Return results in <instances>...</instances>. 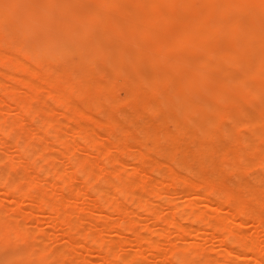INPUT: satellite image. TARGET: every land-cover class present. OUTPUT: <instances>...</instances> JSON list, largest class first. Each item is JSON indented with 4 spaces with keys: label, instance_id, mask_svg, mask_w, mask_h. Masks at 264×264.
<instances>
[{
    "label": "rangeland",
    "instance_id": "obj_1",
    "mask_svg": "<svg viewBox=\"0 0 264 264\" xmlns=\"http://www.w3.org/2000/svg\"><path fill=\"white\" fill-rule=\"evenodd\" d=\"M76 1L79 3V0H76ZM113 1H114V3H117L120 0H113ZM125 1L127 2L128 6H131V7L138 6L140 8L138 11V19H141L140 21H141L142 28L147 29V31H149L147 34L144 46L138 47L139 49L137 48V46H135L136 47L135 48L134 42H135L136 35L135 36L129 35L130 37H128L125 34V32L123 31L124 30L123 26H121L120 28L117 27L116 30L118 29L117 30L118 39L115 42H113L112 45L115 48L120 50V56H119V59L117 62L125 66V68H126V70H125L126 72H124L125 75L122 74V76H120V78L118 80L117 86L112 87L110 90H106V89L102 90V89H95V88H92L90 90L89 87H87V85H85L88 80L83 79V81L81 80L80 82L76 83V85L74 86L75 91H74V88H73V91H72V89L68 90V93H67L68 95H67V99H66L67 102H64L63 104L57 99L56 96L58 93L64 92L65 86H66L65 80L70 78L71 73L69 74V72H66V74H63L62 78L55 80L54 78L56 77L57 73L54 71H51V70L46 71V69H45L48 65V59L46 57L39 56L36 60H34V59H32L33 58V52L31 49L19 50V48H20L19 44L22 41L30 40L32 42V44L35 43L36 46L41 45L40 42L44 41L46 39H49L48 34L52 33V31L50 29L44 30L41 25H35V26L31 27L30 26L31 25L30 20L26 21L20 16L19 13H16V15L11 17V22H12L11 24L14 26V29L18 33V35L15 36L17 39L16 43L11 44L12 45L11 46L5 42H1L2 40L0 38V56H2V58H0V73H1L0 74V80H1L0 81V121H1L0 124L2 123L1 125L4 124V126H5L6 121H9L11 118H14V117H15L14 121L16 122V124L13 126L14 136L11 138H7V137L4 138L3 137L2 138L3 140L0 139V152L1 151L5 152V153L1 152L0 156H2V155L6 156L7 155L6 159H8V161H6L5 163L0 164V176H2V175L4 176L5 169H8L9 166L11 164H13L18 169V171L21 172L20 175L24 174V175H27L29 177L30 176H33V177L36 176L37 179L41 178L40 180L36 179L38 184L33 185V190H35L36 193L39 192L40 190L44 191L45 196L49 194V187L48 186L50 184V180L56 181V183H58L57 189H56V196L60 201V206H61L60 212L62 210L61 213H63L64 204L66 205V203L68 204L71 202V208L69 210L71 211V215H72V213L74 214L73 216H71L70 218H68L67 220H64V221L62 218H60L59 215H58L59 217H57L54 220L49 216V212H48L49 208L48 207L45 208V206H44L42 208H40V207L38 208L37 203L35 202V199L23 201V200H20L18 195H17V197L16 196H9V197L8 196L7 197L2 196L1 194H2V192H4V188L2 186H0V198H1L0 200L3 203L5 202L4 205H6V204L8 205V206H6V211H5L6 213L5 214H8L10 216H14L15 218H21L20 221L23 222V224H25L27 222L26 227L29 225L28 226L29 231H30L29 233H31L29 236H31V237L23 238L22 240H19V242L21 241V243H22V244L20 243L19 245H22V247L25 248V249L23 248L24 250H26V248H29V250L30 249L32 250V248L36 249L35 243H32L33 241H31V240L34 239V236H36L35 238H37V240H38V238L40 239V238H43V236H44L43 241H45L44 244L46 247L45 253H44V248H43L42 249L43 252L41 251V253L38 255V257L33 255L34 257L32 256L33 258H31V257L27 258L25 260V263L34 264L36 262H41V260H42V262H41L42 264L43 263L44 264H56V263L57 264H70L69 260H71V259H72L71 262H73L74 264H83V262H84V264H102V263L105 264V263H107L108 261L106 262L105 260H108V259L106 258L105 255L106 254L109 255L110 253L107 252L106 246H104V249H106V250L103 249V251H104V252L102 251L103 253L99 252L97 250L98 249V236L102 233L101 228H100L101 227L100 226L101 220L98 216L100 214L104 213V212H102L103 208H98V209L96 208L97 210H95V211L93 210L94 211L93 215L91 214L92 212H90V210H89L90 204H92V202L96 203L95 198L97 197V194L94 193L93 190H91L92 191L91 192L90 189H93V185L104 186L106 183V187L110 186V187H108V189L110 188L109 189L110 195L113 194L112 196H115V197H113V199H111L112 202L114 200L117 201V202H114V203H117L116 204L117 207H118V205L122 204L123 206L120 205L119 207H124V209L125 208L127 209V211L125 210L126 213L129 212V216L132 217L130 220L133 219V222H135V223L137 221V225L139 227L136 225V231L141 233L139 235L140 236L141 235L142 236L148 235L150 237H153L157 242L159 241L158 242L159 245L156 248H150L145 240H144V243H142L143 253H144L143 255H145V256H143L144 258H142V260L144 261L143 262L144 264H181L182 263V261H181L182 257L184 255L188 254L189 252H191L190 250H193V248H192L193 244L192 243L196 242V241L199 243L198 249H197L198 254H197V256L191 255V260L189 262L190 264H198V261L203 262V260H204V262H206L205 264H218L219 261H220L219 264H222L223 262H224L223 264H235L237 262L241 263V264H261L262 261H263L262 263L264 264V259H263L264 258V255H263L264 254V181H263L264 171H263V168L261 166L262 164L260 163V161H258L260 159V157L262 156V152L264 151V150H262V148L264 147V135H263L264 134V120L262 121V116L264 119V98L262 100H260V101H263L262 102L263 105L261 104L262 107L260 105H258V102L261 103L259 100L257 102L255 99H252L251 97H246V98L244 97V98H242L243 100L241 102L242 108L251 107V106H249V103H250V105H253L254 108L258 109V113L260 115L261 122L258 125L257 134L255 136H258V138L260 140L256 139L255 136L251 135L249 132V129L247 127L243 126L244 125L243 121L236 115V111H237L236 108L229 107L224 101H218L217 102L218 106L221 108H225L226 112H224V114L222 116L218 117L216 125L214 127L191 126L189 128V132H190L189 136L186 134L181 135L180 143L178 145L173 142V144L176 146L175 147L172 144V138H174L175 136L178 135L179 129L175 126H172V124H170L171 121L169 120V118L171 117L170 119L173 122L174 121L185 122V121H187V119H191L194 124H197V123L201 124L202 122H204L211 113L209 110L204 108L205 105L202 103H204L205 100L207 99L206 98V97H208L207 93L211 92L213 89V84L215 82V75H214V73H210V74L206 75V79L208 82V87H207L208 89L203 91V92L201 91V92H198V94H197L196 91H194V90H196L195 83L190 86L193 93L187 94V96L183 99V102L187 106L194 108L193 112L186 113V111H179V113H178L179 115H177L178 110L176 109L177 106L179 105L178 99H177V101L174 100L169 105H166V103L164 101V99H167L170 96L169 88L167 86H162L161 90L158 94H153L152 88H150V84H146L151 79V77H153L160 69H167L168 72H170V74H172V76H174V79L176 80L175 89L177 87V89L181 92L185 90V88L183 87L182 81L184 80L183 77L185 78L186 76H188L189 71L187 69H183V68L178 67V65L173 61V60H175V56L178 55V53L181 51V47H176V46L172 45L173 35L180 32L181 28H183V26L187 24V19L189 17L197 14V13H200L202 8H204V15H203L204 19H206L207 21L209 20V22L212 24V26L218 25L222 20H224V17L218 16L219 15L218 13L220 11V2L225 3L227 0H193L192 3L188 4V5H186V3H185L186 0H180L179 7H177L179 1L171 2L170 0H166V1L165 0L164 1L159 0V2H160L159 5L153 10L150 9L151 0H125ZM215 1H216V3H215ZM246 1H248V3L253 6V8H258V7L264 6V0H246ZM80 2L81 3H79V4L81 6L85 5L84 6L85 8H83V7L81 8L82 11H87L86 9H89L93 5H96L99 3H104L105 7H108L109 3H110V1H107V0H80ZM143 5H145L146 7H143ZM186 7H187V9H186ZM114 8L112 10L113 14H114V19H117L118 17H120V11H119V9H117V7H114ZM142 8H144V9H142ZM117 14L119 16H117ZM167 14L172 15L173 17L171 19L167 20L165 18V16ZM229 15L230 14L226 15L225 17L227 18ZM149 17H151V18H149ZM244 20L245 21L249 20L248 15L244 17ZM114 21L115 20L109 22V24H111V28L114 25ZM202 21H203V19H202ZM104 23H105V21H103L102 25H106ZM261 23L264 24V21H262ZM146 26H147V28H146ZM24 27L25 28L27 27L25 29V30H27V35L23 33ZM105 27L107 28L108 26H105ZM149 27L151 28V30ZM29 28H31V29H29ZM167 34L170 35L172 37V39H170L169 38L170 36H167ZM122 36H123V38H122ZM133 36H134V39H133ZM220 36L221 35H214L211 38V41L209 43L210 47H208L207 50H203L202 51L203 53H201L199 50L195 51L192 48H186V50L188 52L187 51H185V52L188 54V56H192V57H202L203 56V57H205L208 54V50L214 49L215 47H218L217 45H219L220 50H222V51L227 50V49H232L235 47L236 48H242V46L245 44L246 39H247L245 35L234 36L232 34H226L225 36H221L222 40L220 41V39H219ZM122 41H123V43H122ZM87 43H88V40H87ZM131 44H133V45H131ZM162 44H163V49H160ZM162 50H164V51H162ZM1 51L3 54L1 53ZM122 51H123V53H122ZM148 51H150L151 55L149 54ZM12 52H17V59H18V61L20 60L21 64L25 65V63H26L25 66H28V65L32 66V68L35 70L36 74H37V72L40 71V74L38 73L39 75H36L37 76L36 81H37L38 85H41V86L43 85L44 88L41 89V86H40V88H39L40 93H38L39 98L36 97L35 99H33V103L35 106H39V107H42L43 104H45V106L48 105L47 111L48 110L50 111V112L48 111L49 115H51L50 117L53 118V120L55 121L56 124H58V125H56V127L60 129L59 130L57 128H54V130H53V132H51V134H47L45 141L44 142L41 141V144L44 145V146H42V151H41L42 153L36 154L37 155V156L35 155L36 158H34L35 157L34 156L32 158L33 162L30 164L27 161H25L23 158L20 157V153L18 151V147H17L15 142L18 140H21V137L22 138L26 137V138L30 139L29 143L30 144L32 143L31 144L32 146L38 145V141H39L38 137L40 135V126L39 125L41 124V120L44 118L45 115H44V113L38 112V111L35 113L30 112L28 115L19 114L20 103L26 98L25 97L26 93H24V92H27V91L29 92V89H28V87H25V85L23 86V84H22L23 82L20 81V80H22V79H20L21 76L23 77L24 74L22 72L18 71L16 65L13 64L12 60H11L12 62L10 61L9 56ZM125 52L127 53V55H126L127 59L125 56V54H126ZM136 53L140 54V55L139 56L137 55L138 56L137 59L132 60L134 54H136ZM164 53H166V55ZM3 55H5L7 58ZM77 55H78V57H84V54L81 51L79 53H77ZM123 58H125V59L122 60ZM160 59H162V60H160ZM156 60H158V61H156ZM75 61H76V57L72 56V57L68 58V63H73V62L75 63ZM100 62H101V60H100ZM174 63H175V65H174ZM41 65H42V67H41ZM51 65L53 66V69H55L56 67L59 69H63L62 64H60L58 62L53 63ZM219 66H221V65L219 64ZM2 73H4V74H2ZM148 73L150 74L149 77L147 76ZM6 74H8V75H6ZM9 74H10V77H8ZM14 75L19 76L20 78L14 77ZM108 75H111V71L98 72L96 74H93L91 76L90 80H93L92 81L93 83L94 82L98 83V82L103 81ZM129 76H130L129 80L132 78L133 82L132 81L130 82L128 80L129 81V82H127L128 88L126 87L127 90H126V88H124V90H123L119 83L121 81H125L126 79H128ZM142 76H143V78H141ZM39 77H40V80L43 77L41 81L39 80ZM17 78H19V79L16 80ZM140 78L144 79V80L146 79L145 80V86L149 90L144 86V84H142V83H144V81L143 80H142L143 82L140 81L141 80ZM43 79H44V81H43ZM253 82L256 84H263L264 78L255 77V78H253ZM4 83H6V84H4ZM118 84H119V86H118ZM134 84H135V86H133ZM1 85L3 88L5 86V90H2L3 88L1 87ZM48 85H50V86H48ZM7 86H10L9 89L13 88L12 89L13 91L12 90L9 91ZM117 87L121 88L122 91H126L127 93H129V90H132L133 94L130 97L126 96L127 98H125V100L127 99V101H129V102L124 100V102H121V104H119V105H115V104H108V105L106 104L105 105V103H104L105 97H107L109 94L112 96H118V97L121 96L122 91L120 89V91L118 90L120 93H117L118 92L116 90V89H118ZM134 87H135V89H134ZM145 88L147 90H145ZM45 89H46V91H45ZM48 90L50 91V94H48L49 93ZM47 91H48V93H47ZM114 91H116V92H114ZM52 92L55 94L52 95ZM19 93H21V94L24 93V95L21 96ZM76 93H79V95ZM101 95H103L104 97ZM41 99L43 100L44 103L41 101ZM96 101H98L100 103V105H102V106H99V103H96ZM246 101H248V102H246ZM4 103H6V104H4ZM128 103H130V104H128ZM162 103H163V105H161ZM9 104H11V105H9ZM149 104L150 105H152V104L156 105L157 107L158 106L162 107V109H166L167 111L165 110L166 113L161 112V114L160 113L159 114H151V115L150 114H148V115L143 114L144 109L147 106H149ZM137 105H139V106H137ZM49 106H51V108ZM194 106L195 107L197 106V107L195 108ZM229 108H231V109H229ZM78 110L80 112H78ZM16 113H18V114H16ZM230 116H231V118H230ZM101 120L105 121L106 123L104 122L105 124L101 125L102 123L98 122V121L101 122ZM115 121L118 124L117 128L115 127V125H116ZM87 125H88L89 130H87V127L85 129V126H87ZM222 126L227 128V130H229L231 132V134L233 136L232 138L228 139V137L223 136V134L220 133ZM71 127L72 128L74 127V129H76V130L74 131V129H71ZM245 128L248 130H246ZM63 130H65V131H63ZM112 132H114V134H115L114 136H113ZM32 133H34V134H32ZM166 134H169L170 135L169 137H172L171 142H170V138H169V140H167ZM200 134H201V136H200ZM48 136H50V137L48 138ZM58 137L61 138L64 143L59 144V139H57ZM82 137H84V138H82ZM194 137L197 139L199 138L201 140H205V141L206 140H213L212 141L213 146L209 151V159L206 163L205 162L201 163L199 161L196 162V160L193 158V152H194L195 148L192 145L191 140ZM245 137L250 142L247 141V139H245ZM92 138H93V141H92ZM83 139H85V142L83 141ZM94 139L96 142H95V144L93 143V145H92V142H94ZM118 140H119V142L124 141L123 142V145H124L123 148L120 147V149H119L118 146L116 145V141L118 142ZM114 142H115L116 146L113 147ZM247 142H248V144H250V146L249 145L247 146ZM43 143H45V144H43ZM252 144L254 146L256 145L257 149H254V147H252L253 146ZM2 145H4V146H2ZM250 147H252V149H250ZM258 147L261 148V152H259ZM97 148H101V149H97ZM135 148H137V149H135ZM226 148L229 149L228 153H227V151L224 152V150ZM236 148H238L239 150H241L243 152L245 151L247 153L246 154L247 157L245 160L243 159V162H242V160L241 161L239 160V163H237L238 160L232 161L231 151L234 152ZM65 150H67V155L69 154L70 157L64 155V153H66ZM172 150H174L175 153ZM176 150H177V153H176ZM181 151H183V153H181ZM167 152H168V154L169 153L170 154L168 155ZM112 153H114L115 156ZM171 153L175 154V155L178 154L179 156L176 155L177 156L176 157L174 155L175 156L174 157L173 155H171ZM180 153L182 155H180ZM14 154H17V155L15 156ZM46 154L48 155V157L50 156L49 159L46 158L47 157ZM151 155H153V156H151ZM168 156H169V158H168ZM171 156H173V157H171ZM12 157H13V159H11ZM85 157L88 159L90 164L87 161V159H85ZM114 157L116 158L117 161L115 160ZM250 157H252V158H250ZM52 158H54V159H52ZM74 158H76V160H77L75 162V164H73L75 161ZM80 159L81 160L85 159V161H87L90 169L92 170V173L89 177L90 179L88 177L85 178L82 175V173H80L77 170L79 168V166L77 165L78 160H80ZM138 159H142V161L139 160L140 162H138ZM250 159L252 161L248 167V164L246 165V162H247L246 160H250ZM38 160H41V161H38ZM54 160H55V162L57 161V163L54 162L56 164L57 170L53 169L56 171V174L54 173L55 171H52L50 174V177L48 178L47 176H49V175L47 173V168L52 165V162ZM112 161H113V163H112ZM127 161H128V163H127ZM12 162H16V163L14 164ZM25 162H27V163H25ZM105 162H106V164H105ZM17 163H20V164H17ZM25 164H26V166H25ZM45 165H47V166H45ZM233 165L235 168L233 167ZM100 166H102V167H100ZM254 166H256V167H254ZM71 168H72V171H71ZM230 168H232V169H230ZM17 169H16V172H18ZM59 169H60V171H58ZM69 171H70V173L72 172V174H73V175L71 174L72 179H70V180L68 179L67 181H64L63 179H61L63 176H67L65 174L70 175ZM112 171H113V173H111ZM130 171L132 173L134 172L133 173L134 175L133 174L131 175L132 177L129 176L130 185H131V183L132 184L137 183V186H135L136 191L134 190V193L132 195H130V194L126 195L125 193L124 194L118 193L114 189V188L118 187L117 185H114L113 183L108 184L109 181H112L111 178H113V180L118 178V180L121 181L120 177H122L123 174H128ZM138 171H140V172H138ZM185 171H187V172H185ZM59 172H61V173H59ZM95 172L98 174H94ZM118 172H122V173L119 174ZM30 173H32V174H30ZM45 173L47 174L46 176H45ZM77 173H79V175ZM100 173L102 175L99 176ZM116 173H118L120 175V177H119V175H117V178H116ZM154 173H156L157 175H155ZM14 174H17V173H14ZM41 174H43L44 177ZM54 174H55V177H54ZM59 175H61V176H59ZM80 175L82 177H80ZM156 179H157V181H156ZM206 179H209L208 180L209 183L206 182L207 181ZM118 180H114L115 183L119 182ZM47 181L49 184L47 183ZM158 181H160V182H158ZM210 181H212V182L210 183ZM253 181H255V182L253 183ZM27 182L28 181L22 180V182L19 183V187L20 188L23 187V189L28 188L29 186H28ZM261 182H262V184H261ZM64 184H65V186H64ZM117 184L120 185V182ZM139 184H141V185H139ZM205 184L207 187L205 186ZM250 184H253V185H251L253 187V189L250 186ZM58 185L60 186V188H58L59 187ZM45 186H46V188H45ZM201 186L203 189L201 188ZM155 187H158L162 190H160V192L156 191L157 192V194H156V192L155 193L152 192V189L153 188L155 189ZM206 188H208V190ZM250 188L252 189L253 193H252ZM131 189H134V188H131ZM204 190L207 193L206 194V201L204 199L202 200V198H199L200 197L199 194L203 193ZM221 190H223V192ZM224 190H227V192ZM230 191H231V193H230ZM60 193H61V195H60ZM75 193H76L77 197H76ZM219 193L222 195L227 193V197L229 196V194H231V196L228 197V199L223 198V200L218 202L216 197H218ZM118 194L119 195L122 194V195L119 196ZM210 194L212 196H210ZM83 196H85V197H83ZM141 196L143 198H141ZM213 196H214V198H213ZM71 197H73V198H71ZM78 197H80V198H78ZM191 197H194V201L192 203L193 205L186 206L187 199H189ZM4 199H5V201H4ZM69 199H71V200H69ZM86 199L88 202L86 201ZM141 199L142 200L146 199V201L148 200L147 201L148 203L150 202L149 204L151 205V212L152 213L144 210V208H138L137 204H139ZM238 200L241 202H239ZM237 201L240 203L239 205L242 204L240 206V207L243 206L241 209H243V208L246 209L243 211L240 209V207H238L240 212L243 211V213H241V214H236L237 210L235 208H237V206H239V205H237L238 204ZM155 202H156V204H155ZM261 202H263V203H261ZM74 203H75V205H74ZM103 204L104 203H102V205ZM18 207L19 208L21 207V208L19 209ZM22 207L23 208L25 207L24 210ZM36 207L38 209H41V210L36 209ZM136 207H137V209L135 210ZM196 207H198V208H196ZM199 207L202 210L204 209V211H208L209 214H211L213 216L208 215L209 220L207 218V221L202 220L201 222H199V220L195 219L194 217H191V219H190L188 217L189 213L191 211H193V212L197 211L199 209ZM216 207H218V208H216ZM25 209H27V210H25ZM216 209H217L218 213L216 212ZM22 210L24 212H22ZM76 210H78V212H76ZM257 210H258V213H257ZM43 211H44V213H43ZM252 211H256L258 216L256 214L252 215ZM25 212L28 213V216ZM216 213H217V215H216ZM23 214L25 217H21ZM109 214H110V216H112L111 218H113L115 222H121L125 219L124 214L118 213L117 211H110ZM134 214H135V216H134ZM151 214L152 215L154 214V215L152 216ZM76 215H78V216H76ZM218 215H220V216L225 215V217H228V219H232V218L236 219V220H233V222H232L234 224L233 227L237 228V229L235 228V232L237 233V235L242 234L241 235L242 239H245L246 236H247L246 240L251 239V241H253L255 243L256 247H258V248L255 247V249L257 250V251L255 250V252H256V254L257 253L258 254L256 255L254 252L244 250L239 245H234L231 243H229V245H228V243L222 242L221 238L223 239V236H224L223 232H218V231L212 230V228H210L211 225L214 224L215 220L218 219ZM89 216H93L94 220L90 221L88 219ZM216 216H217V218H216ZM82 217L86 220H84ZM50 218L52 221H49ZM76 218H80L84 222L82 221L80 228L75 229V231L77 230L78 232L76 231V233H75L72 231L75 234H73L72 232H71L72 234L67 233L66 228L68 226V223L71 220H74ZM23 219H24V221H23ZM61 219H62V221H61ZM87 220H89V221H87ZM54 221H55V224L52 223ZM57 221H59L58 224H56ZM138 221H140V222H138ZM174 221H176V222H174ZM242 221H244V222H242ZM240 222H241V224H240ZM32 225H37V226L33 227ZM241 225H243V226H241ZM179 226H181V227L183 226L184 230H182V229L178 230ZM190 226H192V227H190ZM33 228L35 229V231ZM99 229H100L101 233L99 232ZM187 229H188V231H185ZM152 230H153V232H152ZM160 230L162 232H159ZM43 231H45V232H43ZM156 231H158V232H156ZM86 232L90 233L89 234L90 237H87V240H85V238H84V234ZM105 232H106L105 233L106 244H110L114 249L116 248V250H111V251L115 252V254H116V252L121 253L122 250H124L125 253H123V254L125 256V255H128V254L135 252L138 249V245L134 241H132L134 239V237L136 236V234L138 235V233L135 232V229L134 230L128 229V231L125 230V232L122 231L121 232L122 234L119 233V235H118V234H114L115 233L114 229L110 227ZM183 232H185V233H183ZM205 233H207V234H205ZM238 233H240V234H238ZM76 234H77V237H76ZM65 235L68 238H66ZM78 235L81 237L82 244L79 243L78 246L77 245L75 246L73 243L69 244V243H71V241L74 242L77 238H79ZM216 235H218V236H216ZM112 236L113 237L115 236V237L112 238ZM75 237H76V239H74ZM66 239H67V241H66ZM114 239H115V241H114ZM126 239L127 240L129 239L128 242ZM256 242H258V243H256ZM10 243L12 245L15 242L14 243L10 242ZM171 243H172V246H171ZM257 244H260V245H257ZM7 245H8V243L4 242L2 249L5 248V246H7ZM66 245L69 246L70 249ZM96 245H97V248H96ZM8 246H9V249L13 247V246H10V244ZM59 247L60 248L63 247L65 249V251L67 250L66 252H68V253L70 252L71 255L68 253L66 254V252L64 251L63 248H62L63 253H61L62 250L59 249ZM93 247H95L96 249ZM146 247L148 249H146ZM120 248H122V249H120ZM226 248L229 250H227ZM7 249H8V247H7ZM94 249H95V251H94ZM4 250H6V249H4ZM169 250H171V251H169ZM207 251L209 252V254ZM113 252H111L110 255H112ZM201 252H203L204 255ZM229 252L232 253V256L226 257L227 254H229ZM237 252H238V254H236ZM119 253H117V254H119ZM205 253L208 256L205 255ZM233 253H234V255H238V256H242V257H238V256L233 257ZM65 254L70 255V256L73 255V256H72V258L69 256L70 259H67V256ZM153 254H155V256ZM199 254H200V256H199ZM223 254L226 255L225 257L227 259L224 258ZM97 255H99L100 257ZM110 255L108 258L111 257V259H110L111 262H109L108 264H115V263L116 264L117 263L122 264V262L124 263V260H123L124 257L121 256L123 259L120 257V259L117 262L118 258L116 259V256L113 257L114 254H113V256H110ZM40 256L42 258H40ZM48 256H50L51 258H49ZM102 256L105 257V258L103 257V260H102ZM201 256L204 257V259H202ZM252 256H253L254 260L251 259ZM258 256L260 257L261 262L255 261L254 257H258ZM91 257H94V258H91ZM76 258L78 259V261H75ZM99 258H101V259H99ZM88 259H89V261H88ZM174 259H176V260H174ZM208 259H209V261H208ZM51 260L54 262L50 263ZM90 260L92 261L91 263H90ZM101 260H102V262H101ZM20 261H22V260H20ZM86 262H89V263H86ZM113 262H115V263H113ZM175 262H177V263H175ZM242 262H244V263H242ZM202 264H204V263H202Z\"/></svg>",
    "mask_w": 264,
    "mask_h": 264
},
{
    "label": "bare ground",
    "instance_id": "obj_2",
    "mask_svg": "<svg viewBox=\"0 0 264 264\" xmlns=\"http://www.w3.org/2000/svg\"><path fill=\"white\" fill-rule=\"evenodd\" d=\"M110 1L109 6L105 7L104 3H99L96 5H93L92 7H90L89 9H86L87 11H82L81 8H85L83 6H81L76 0H0V38H1V42H5L8 45L11 44H15L17 39L15 36L18 35L17 31L14 29V26L11 24V17L16 15V13H19L20 16L24 19V20H30V26L33 27L35 25H41L42 28L44 30L46 29H50L52 31V33L48 34L49 35V39H46L44 41H41L40 44L36 46L35 43L32 44V42L30 40L27 41H22L19 46V50L22 49H31L33 52V58L34 60H36L39 56H43L46 57L48 59V65L45 68L46 71H54L56 72V77L54 78L55 80H58L60 78H62L63 74H66V72H69L70 78L65 80L66 82V86H65V90L63 93H58L57 94V99L63 104L64 102H67V93L68 90L72 89L74 86L76 85L77 82H80L81 80L83 81V79L88 80L86 82L85 85H87V87H89V89L91 90L92 88L95 89H106V90H110L112 87L117 86L118 80L120 78V76H122V74H124V72H126V68L124 65L118 63V59L120 56V50L115 48L112 44L113 42H115L118 39V32L116 30L117 27H124V32L125 34L130 37L129 35H136L135 38V46L141 47L144 46L147 34L149 31H147V29L142 28L141 25V19H138V11H139V7L135 6V7H131L128 6L127 2L125 0H120L117 3H114L113 0H107ZM164 1V0H163ZM166 1V0H165ZM171 2H178V6L179 7V3L180 0H170ZM193 0H186L185 3L186 5L191 4ZM83 2V1H82ZM87 3V2H86ZM85 3V4H86ZM159 0H151L150 2V9L153 10L155 9L158 5H159ZM216 3V1H215ZM83 4V3H82ZM89 4V3H88ZM147 5V4H146ZM141 6V5H140ZM88 7V6H87ZM117 7V9H119L120 11V17H118L117 19H114V14H113V8ZM143 7H146L145 5H143ZM219 7V6H218ZM115 9V8H114ZM144 9V8H142ZM187 9V7H186ZM218 10V9H217ZM159 12V11H158ZM219 17H224V20H222L218 25H213L209 22V20L207 21L206 19H204L203 15H204V8L201 9L200 13H197L191 17H189L187 19V24L183 26V28H181V31L174 34L173 35V42L172 45L176 46V47H181V51L178 53V55L175 56V60H173L178 67L183 68V69H187L189 71L188 76H186L185 78L183 77V87L185 88L184 91H179L175 86H176V80L174 79V76H172V74H170V72H168L167 69H160L153 77H151V79L146 83V84H150V88H152V92L153 94H158L161 90L162 86H167L169 88V92H170V96L167 99H164L166 105H169L171 102H173L174 100L177 101V99L179 100V105L177 106V115H179V111H186V113H190L193 112L192 107L187 106L184 102L183 99L187 96V94H191L193 93L192 89L190 88V86L192 84L195 83L196 85V93L198 94V92H203L205 90H207L208 88V82L206 79V75L210 74V73H214L215 75V82L213 84V89L211 92L207 93L206 97L207 99L205 100L204 104L205 105V109L210 111V115L207 117V119L202 122L201 124L197 123L194 124L192 122L191 119H187V121L185 122H177V121H172L170 118L169 120L171 121L170 124H172V126L177 127L179 130V133L177 136H175L174 138L169 137V134L167 135V140H169L170 138V142H171V138H172V144L173 142L176 143L177 145L180 143V139H181V135L186 134L189 136L190 132H189V128L191 126H206V127H214L216 125V122L218 120L219 116H222L224 114V112H226L225 108H221L218 106L217 102L218 101H224L229 107H234L236 108V115L243 121L244 123V127H247L249 129V132L251 135L255 136L257 134V128L258 125L261 122L260 119V115L258 113V109L254 108L253 105L249 106L251 107H247V108H242L241 106V102H242V98H246V97H251L252 99H255L257 102L258 100H262L264 98V83L263 84H256L253 82V78L255 77H262L264 78V24H262L261 22L264 21V6L262 7H258V8H253L252 5H250L248 3V1L246 0H227L225 3H221L220 2V11L218 13ZM230 14L227 18L225 17L226 15ZM33 15V16H32ZM248 15V21L244 20V17ZM116 16V15H115ZM117 16H119L117 14ZM173 16L167 14L165 16V18L171 19ZM151 18V17H149ZM14 19V18H13ZM16 19V18H15ZM203 19V21H202ZM114 21V25L111 28V24H109V22ZM174 20V19H173ZM103 21H105L104 24L106 25H102ZM176 21V20H175ZM101 23V24H100ZM40 26V27H41ZM105 26H108L107 28ZM27 28V27H26ZM25 27L23 28V33L27 35V30ZM114 28V29H113ZM147 28V26H146ZM150 28V27H149ZM31 29V28H29ZM180 29V28H179ZM151 30V28H150ZM159 31V30H158ZM120 32V31H119ZM160 32V31H159ZM151 34V33H150ZM226 34H232L234 36H239V35H245L246 36V42L245 44L242 46V48H232V49H227V50H220L219 45H217L218 47H215L214 49H210L208 50V54L205 57H192V56H188V54L185 52L187 51L186 48H192L195 51L199 50L201 53H203V50H207L209 46V43L211 41V38L214 35H221V36H225ZM121 36V35H120ZM133 36V39H134ZM167 36H170L167 34ZM220 36V41L222 40ZM123 38V36H122ZM170 39H172V37H169ZM235 39V38H234ZM88 40V43H87ZM123 40V39H122ZM128 40V39H127ZM119 41V40H118ZM133 42V41H132ZM123 43V41H122ZM127 43V42H126ZM155 43V42H154ZM222 43V42H221ZM2 44V43H1ZM127 45V44H126ZM133 45V44H131ZM12 46V45H11ZM45 46V47H44ZM191 46V47H190ZM162 47V48H161ZM160 47V49H163V44ZM239 47V46H238ZM136 48V47H135ZM139 49V48H138ZM144 49V48H143ZM126 50V49H125ZM189 50V49H188ZM82 52L84 54V57H78L77 53ZM147 51V50H146ZM164 51V50H162ZM29 52V51H28ZM149 54L151 55L150 51H148ZM188 52V51H187ZM2 53V51H1ZM123 53V51H122ZM126 53V52H125ZM206 53V52H205ZM3 54V53H2ZM166 55V53H164ZM127 55V53L125 54V56ZM130 55V54H129ZM140 54H134L132 60H135L138 58V56ZM5 56V55H3ZM31 56V55H30ZM76 57V61L75 63H68V58L69 57ZM162 56V55H161ZM198 56V55H197ZM6 57V56H5ZM153 57V56H152ZM0 58H2V56H0ZM7 58V57H6ZM5 58V59H6ZM10 61H13V64L16 65L18 71L22 72L24 74V76L21 78L19 76H15L14 77H19L20 81H22L23 86L25 85V87H28L29 92H24L26 93V98L20 103V109H19V114L21 115H28L30 112L35 113V112H42L44 113V118L41 120V124L40 126V135H39V141H38V145L32 146L29 143L28 138L26 137H21V140L16 141V145L18 147V151L20 153V157L23 158L25 161H27L29 164L33 162L32 158L36 155V154H40L42 153V145L41 141H45L47 134H51V132H53L54 128H57L55 121L53 120V118H51L47 111V106H45V104L42 105V107L39 106H35L33 103V99H35L36 97L39 98V94L40 93V86L37 84V76L40 74V71L35 72V70L32 68V66L28 65L25 66L24 64H21L20 60L18 61L17 59V52H12L9 56ZM20 59V58H19ZM125 58H123L122 60H124ZM127 59V56H126ZM154 59V58H153ZM101 60V62H100ZM155 60V59H154ZM162 60V59H160ZM3 61V60H2ZM11 61V62H12ZM158 61V60H156ZM60 63L62 64V68L63 69H59V68H55L53 69V66L51 64L53 63ZM129 62V61H128ZM170 62V61H169ZM174 63V65H175ZM129 64V63H128ZM219 64L221 66H219ZM133 66V65H132ZM164 66V65H163ZM42 67V65H41ZM169 67V66H168ZM149 68V67H148ZM43 69V68H42ZM156 70V69H155ZM172 70V69H171ZM105 71H111V75H108L103 81L101 82H92L93 80L91 79V76L93 74H96L98 72H105ZM134 71V70H133ZM150 71V70H149ZM5 73V72H4ZM2 73V74H4ZM39 73V74H38ZM108 73V72H107ZM137 73V72H136ZM1 74V73H0ZM11 74V73H10ZM10 74L8 77H10ZM43 74V73H42ZM129 74V73H128ZM127 74V75H128ZM8 75V74H6ZM125 75V74H124ZM132 75V74H131ZM130 75V76H131ZM138 75V74H137ZM142 75V74H141ZM146 75V74H145ZM149 73H148V77H149ZM12 76V75H11ZM130 76L128 77V79H126L125 81H121L119 84L121 85V88L124 90V88L127 87V82H131L133 79L130 78ZM133 76V75H132ZM53 77V76H52ZM134 77V76H133ZM140 77V76H139ZM13 78V77H12ZM19 78H17L16 80H18ZM43 78V77H42ZM41 78V80H42ZM48 78V77H47ZM143 78V76L141 77ZM140 78V79H141ZM137 79V78H136ZM40 80V77H39ZM40 80V81H41ZM129 80V81H128ZM144 83H142L143 81ZM146 80V79H145ZM145 80L141 79L140 81H142L141 83L144 84L145 86ZM1 81V80H0ZM44 81V79H43ZM42 81V82H43ZM61 81V80H60ZM138 81V80H137ZM133 82V81H132ZM41 83V82H40ZM39 83V84H40ZM6 84V83H4ZM3 84V85H4ZM84 84V83H83ZM118 84V86H119ZM133 84V83H132ZM131 84V85H132ZM82 85V84H81ZM11 86V85H10ZM10 86H7L8 90H12L9 89ZM50 86V85H48ZM135 86V84L133 85ZM2 87V85H1ZM12 87V86H11ZM132 87V86H131ZM146 87V86H145ZM3 88V87H2ZM6 88V89H7ZM44 88L43 85L41 86V89ZM118 88V87H117ZM121 88L116 89L117 91ZM128 88V87H127ZM126 88V90H127ZM147 88V87H146ZM145 88V90H147ZM18 89V88H17ZM27 89V90H28ZM48 89V88H47ZM121 89V91H122ZM135 89V87H134ZM2 90H5V86ZM149 90V89H148ZM13 91V90H12ZM16 91V90H15ZM46 91V89H45ZM49 91V90H48ZM47 91V93H48ZM75 91V88H74ZM101 91V90H100ZM117 93H120V92ZM57 92V91H56ZM102 92V91H101ZM116 92V91H114ZM24 93H19L21 96L24 95ZM195 93V94H196ZM50 94V91L49 93ZM55 94L52 92V95ZM79 95V93H76ZM123 94V95H122ZM121 96H112V95H106L107 97H105V105L107 104H115V105H119L121 104V102H124L125 98H127L126 96L130 97L133 93L132 90H129V93H127L126 91H122ZM144 94V93H143ZM149 94V93H148ZM169 94V93H168ZM145 95V94H144ZM103 96V95H101ZM149 96V95H148ZM195 96V95H194ZM41 97V96H40ZM55 97V98H56ZM104 97V96H103ZM16 98V97H15ZM51 99V98H50ZM159 99V98H158ZM197 99V98H196ZM37 100V99H36ZM102 100V99H101ZM137 100V99H136ZM41 101L43 102V100L41 99ZM40 101V102H41ZM49 101V100H48ZM52 101V100H51ZM127 101V99L125 100ZM129 102V101H127ZM163 102V101H162ZM248 102V101H246ZM261 103L258 102V105L261 106L263 101H260ZM44 103V102H43ZM46 103V102H45ZM96 103H99L98 101H96ZM102 103V102H101ZM244 103V102H243ZM6 104V103H4ZM40 104V103H39ZM71 104V103H70ZM130 104V103H128ZM177 104V103H176ZM11 105V104H9ZM41 105V104H40ZM98 105V104H97ZM163 105V103L161 104ZM263 105V104H262ZM17 106V105H16ZM64 106V105H63ZM73 106V105H72ZM99 106L100 105L99 103ZM139 106V105H137ZM51 108V106H49ZM171 107V106H170ZM195 107V106H194ZM197 107V106H196ZM195 107V108H196ZM259 107V106H258ZM262 107V106H261ZM130 108V107H129ZM164 108V107H163ZM175 108V107H174ZM229 108V109H231ZM175 109V110H176ZM166 109H162V107H157L156 105H150L147 106L144 109L143 114H161V112H165ZM176 110V111H177ZM50 112V111H49ZM54 112V111H53ZM78 112H80L78 110ZM18 114V113H16ZM63 114V113H62ZM163 114V113H162ZM18 116V115H17ZM161 116V115H160ZM170 116V115H169ZM184 116V115H183ZM39 117V116H38ZM72 117V116H71ZM15 118V117H14ZM14 118H11L9 121H6V125L4 126L0 124V139H2L3 137H7V138H11L14 136V128L13 126L16 124V122L14 121ZM88 118V117H87ZM231 118V116H230ZM76 119V118H75ZM94 119V118H93ZM185 119V118H184ZM227 119V118H226ZM68 120V119H67ZM263 116H262V121H263ZM26 121V120H25ZM1 122V121H0ZM22 122V121H21ZM77 122V121H76ZM99 123H102L101 125L105 124L106 122L101 120L98 121ZM105 122V123H104ZM119 122V121H118ZM36 123V122H35ZM116 123V121H115ZM65 124V123H64ZM85 125V124H84ZM117 123L115 125V127L117 128ZM234 125V124H233ZM246 125V126H245ZM29 126V125H28ZM225 126V125H224ZM68 127V126H67ZM87 127L88 129V125L85 126V129ZM91 128V127H90ZM59 129V128H57ZM71 129H74V127ZM82 129V128H81ZM198 129V128H197ZM246 129V128H245ZM246 129V130H248ZM60 130V129H59ZM70 130V129H69ZM76 129H74L75 131ZM65 131V130H63ZM73 131V132H74ZM81 131V130H80ZM83 131V130H82ZM200 131V130H199ZM21 132V131H20ZM202 132V131H201ZM86 133V132H85ZM84 133V134H85ZM113 136L115 135L114 132ZM199 133V132H198ZM221 134H223V136H226L229 138H232V134L229 130H227V128L222 126V129L220 131ZM34 134V133H32ZM54 134V133H53ZM63 134V133H62ZM96 134V133H95ZM111 134V133H110ZM36 135V134H35ZM98 135V134H97ZM264 135V134H263ZM32 136V135H31ZM82 136V135H81ZM201 136V134H200ZM243 136V135H242ZM50 136H48L49 138ZM70 137V136H69ZM103 137V136H102ZM101 137V138H102ZM244 137V136H243ZM20 138V137H19ZM18 138V139H19ZM54 138V137H53ZM84 138V137H82ZM165 138V139H166ZM256 139H259L258 136H255ZM254 138V139H255ZM59 139V144L64 143L63 140L61 138H57ZM69 139V138H68ZM104 139V138H103ZM225 139V138H224ZM227 139V138H226ZM242 139V138H241ZM245 139H247L245 137ZM3 140V139H2ZM99 140V139H98ZM101 140V139H100ZM121 140V139H120ZM243 140V139H242ZM260 140V139H259ZM11 141V140H10ZM9 141V142H10ZM83 141L85 142V139H83ZM93 141V138H92ZM123 141V140H122ZM213 140H201V139H197V138H192L191 143L194 146L195 150L193 152V158L199 162H207L209 159V151L212 148L213 144H212ZM247 141H249L247 139ZM2 142V141H1ZM8 142V141H7ZM68 142V141H67ZM95 139L94 142H92L95 144ZM124 142V141H123ZM123 142H118L116 141V145L118 146V148L120 149L124 147ZM169 142V143H170ZM250 142V141H249ZM254 143V142H253ZM45 144V143H43ZM55 144V143H54ZM69 144V143H68ZM72 144V143H71ZM6 145V144H5ZM70 145V144H69ZM79 145V144H78ZM115 142H114V146ZM174 145V144H173ZM250 146V144H248L247 142V146ZM253 145V144H252ZM4 146V145H2ZM13 146V145H12ZM175 146V145H174ZM9 147V146H8ZM11 147V146H10ZM176 147V146H175ZM216 147V146H215ZM254 147V149L256 148V145L252 146ZM252 147H250V149H252ZM45 148V147H44ZM52 148V147H51ZM54 148V147H53ZM128 148V147H127ZM171 148V147H170ZM169 148V149H170ZM179 148V147H178ZM259 148V147H258ZM58 149V148H57ZM69 149V148H68ZM97 149H101V148H97ZM137 149V148H135ZM174 149V148H173ZM227 149V150H226ZM224 150V152L227 151V153L229 152L228 148H226ZM81 150V149H80ZM94 150V149H93ZM178 150V149H177ZM176 150V153H177ZM262 150H264V147L262 148ZM66 153H64V155L69 156V154L67 155V150H65ZM71 151V150H70ZM83 151V150H82ZM174 151V150H172ZM179 151V150H178ZM2 152V151H1ZM0 152V154H1ZM59 152V151H58ZM80 152V151H79ZM112 152V151H111ZM169 152V151H168ZM167 152V154H168ZM258 152V151H257ZM259 152H261V148H259ZM258 152V153H259ZM5 153V152H2ZM69 153V152H68ZM83 153V152H82ZM107 153V152H106ZM175 153V151H174ZM179 153V152H178ZM181 153H183V151H181ZM180 153V155H182ZM222 153V152H221ZM232 153V161H237V163H239V160L243 162V159H246V152L239 150L238 148L235 149V151H231ZM44 154V153H43ZM63 154V153H62ZM114 155V153H112ZM170 154V153H169ZM168 154V155H169ZM226 154V153H225ZM224 154V155H225ZM6 155V154H5ZM15 156L17 154H14ZM47 155V154H46ZM50 155V154H49ZM171 155H175L172 154ZM178 155V154H176ZM175 155V156H176ZM229 155V154H228ZM261 155V154H260ZM7 156V155H6ZM6 156H0V164L5 163L6 161H8V159H6ZM37 156V155H36ZM36 156L34 158H36ZM85 156V155H84ZM91 156V155H90ZM102 156V155H101ZM115 156V155H114ZM153 156V155H151ZM171 156V157H173ZM174 156V157H175ZM179 156V155H178ZM9 157V156H8ZM19 157V158H20ZM45 157V156H44ZM50 157V156H49ZM48 155L46 158H48ZM52 157V156H51ZM70 157V156H69ZM177 157V156H176ZM192 157V156H191ZM77 158V157H76ZM75 159L74 163L77 161ZM115 158V157H114ZM140 158V157H139ZM144 158V157H143ZM169 158V156H168ZM252 158V157H250ZM13 159V157L11 158ZM22 159V160H23ZM45 159V158H44ZM54 159V158H52ZM65 159V158H64ZM73 159V160H74ZM85 159H87L85 157ZM85 159H80L78 160V166L79 168L77 169L80 173H82V175L86 178V177H90L92 170L90 169L87 161H85ZM131 159V158H130ZM173 159V158H172ZM193 159V160H194ZM15 160V159H14ZM13 160V161H14ZM62 160V159H61ZM116 160V158H115ZM114 160V161H115ZM139 160L142 161V159H138V162H140ZM21 161V160H20ZM41 161V160H38ZM48 161V160H47ZM117 161V160H116ZM246 165L251 164V159L250 160H246ZM260 161V163L262 164V168L264 171V151L262 152V156L260 157V159L258 160ZM19 162V161H18ZM22 162V161H21ZM25 162V163H27ZM45 162V161H44ZM52 162V161H51ZM55 160L52 162V165L50 167L47 168V173L49 176H47L48 178L50 177V174L52 171L57 170L56 169V164L57 161L55 162ZM89 162V161H88ZM12 163H16V162H12ZM46 163V162H45ZM113 163V161H112ZM128 163V161H127ZM156 163V162H155ZM20 164V163H17ZM22 164V163H21ZM90 164V162H89ZM106 164V162H105ZM162 165V164H161ZM20 166V165H19ZM26 166V164H25ZM47 166V165H45ZM104 166V165H103ZM106 166V165H105ZM123 166V165H122ZM125 166V165H124ZM238 166V165H237ZM23 167V166H22ZM28 167V166H27ZM102 167V166H100ZM99 167V168H100ZM108 167V166H107ZM134 167V166H133ZM189 167V166H188ZM226 167V166H225ZM228 167V166H227ZM234 167V165H233ZM256 167V166H254ZM253 167V168H254ZM34 168V167H33ZM131 168V167H130ZM135 168V167H134ZM229 168V167H228ZM235 168V167H234ZM16 167L15 165L11 164L9 166L8 169H5V173L4 176H0V186H2L4 188V192H2V196L5 197H9V196H19L20 200H30V199H35V202L37 203V207L42 208L45 206L49 208L48 212H49V216L52 219H56L57 217L60 216V218L64 220H67L68 218H70L71 216H73L74 214L72 213L71 215V211L69 210L71 208V202L70 203H66V205L64 204L63 208L64 211L63 213L62 210L60 212V201L56 196V189H57V184L56 181H51L50 180V184H49V194L48 195H44V191H39V192H35V190H33V185L34 184H38L36 179V176H27L24 174H21V172L17 171L16 172ZM55 169V170H53ZM101 169V168H100ZM232 169V168H230ZM248 169V168H247ZM7 170V171H6ZM42 170V169H41ZM103 170V169H102ZM107 170V169H106ZM119 170V169H118ZM124 170V169H123ZM138 170V169H137ZM229 170V169H228ZM262 170V169H261ZM27 171V170H26ZM29 171V170H28ZM44 171V170H43ZM60 171V169L58 170ZM72 171V168H71ZM104 171V170H103ZM108 171V170H107ZM126 171V170H125ZM135 171V170H134ZM249 171V170H248ZM41 172V171H40ZM46 172V171H45ZM137 172V171H136ZM140 172V171H138ZM187 172V171H185ZM198 172V171H197ZM3 173V172H2ZM17 173V174H14ZM19 173V174H18ZM42 173V172H41ZM56 174V171L54 172ZM61 173V172H59ZM70 173V171H69ZM104 173V172H103ZM113 173V171L111 172ZM119 174L122 172H118ZM118 173H116V178L117 175H119ZM128 173V172H127ZM134 173V172H133ZM131 171L128 174H123L122 177H120L121 181L117 179L114 180H118L120 182V185L117 184L119 182H116L112 179V181H109L108 184H114L117 185L118 187L114 188L116 192L118 193H125L126 195L130 194L132 195L134 193L135 190V186H137V183H131L130 185V179L129 176H131L133 174ZM145 173V172H144ZM170 173V172H169ZM190 173V172H189ZM199 173V172H198ZM197 173V174H198ZM32 174V173H30ZM38 174V173H37ZM44 174V173H43ZM41 174L43 177L44 175ZM54 174V177H55ZM64 174V173H63ZM62 174V175H63ZM72 172L70 173V175L65 174L67 176H63L61 179H63L64 181H67L68 179H72ZM79 175V173H77ZM94 174H98V173H94ZM155 175H157L156 173H154ZM264 174V173H263ZM47 174L45 173V176ZM102 175L101 173L99 174V176ZM134 175V174H133ZM145 175V174H144ZM41 176V177H42ZM61 176V175H59ZM58 176V177H59ZM32 177V178H31ZM80 177H82L80 175ZM132 177V176H131ZM130 177V178H131ZM156 177V176H155ZM233 177V176H232ZM57 178V177H56ZM60 178V177H59ZM250 178V177H249ZM259 178V177H258ZM41 178H38L37 180H40ZM51 179V178H50ZM78 179V178H77ZM90 179V178H89ZM96 179V178H95ZM99 179V178H98ZM110 179V180H111ZM260 179V178H259ZM22 180L28 181V188L23 189L19 187V183L22 182ZM49 180V179H48ZM79 180V179H78ZM107 180V179H106ZM185 180V179H184ZM208 182L209 179H206ZM61 181V180H60ZM80 181V180H79ZM92 181V180H91ZM96 181V180H95ZM157 181V179H156ZM257 181V180H256ZM261 181V180H260ZM264 181V179H263ZM107 182V181H106ZM111 182V183H110ZM136 182V181H135ZM160 182V181H158ZM157 182V183H158ZM212 181H210L211 183ZM255 181H253L254 183ZM105 183V182H104ZM209 183V182H208ZM207 183V184H208ZM252 183V182H251ZM46 184V183H45ZM63 184V183H62ZM66 184V183H65ZM64 184V186H65ZM82 184V183H81ZM153 184V183H152ZM199 184V183H198ZM197 184V185H198ZM204 184V183H203ZM245 184V183H244ZM258 184V183H257ZM262 184V182H261ZM79 185V184H78ZM141 185V184H139ZM209 185V184H208ZM211 185V184H210ZM253 184H250V186ZM260 185V184H259ZM258 185V186H259ZM59 186V185H58ZM63 186V187H64ZM156 186V185H155ZM193 186V185H192ZM206 186V184H205ZM204 186V187H205ZM219 186V185H218ZM107 186L106 187V183L104 186H96L93 185V190L94 193L97 194V197L95 198L96 203L92 202V204H90V212H92L91 214H94V211L97 210L98 208H103L104 213L100 214L98 217L100 218V228L102 233L98 236V251L102 252L104 249V246H106L107 248V252H109L111 254V250H116V248L114 249L110 244H106V239H105V231L108 230V228H113L115 233L114 234H122L121 232L125 230L128 231L129 230H134L136 231V225H137V221L136 223L133 222V219L130 220L132 217L129 216V212L126 213L127 209L124 207H119L120 205H118L117 207V201H113L111 199H113V197L110 195V188L108 189ZM207 187V186H206ZM209 187V186H208ZM252 187V186H251ZM25 188V187H24ZM46 188V186H45ZM60 188V186L58 187ZM92 188V187H91ZM134 188V189H131ZM202 188V186H201ZM211 188V187H210ZM249 188V187H248ZM48 189V188H47ZM77 189V188H76ZM84 189V188H83ZM113 189V190H114ZM203 189V188H202ZM208 190V188H206ZM251 189V188H250ZM249 189V190H250ZM253 189V187H252ZM251 189V191H252ZM60 190V189H59ZM160 188L155 187V189H152V192H160ZM248 190V191H249ZM63 191V190H62ZM76 191V190H75ZM80 191V190H79ZM85 191V190H84ZM136 191V190H135ZM223 192V190H221ZM227 192V190H224ZM92 192V191H91ZM79 193V192H78ZM136 193V192H135ZM229 193V192H228ZM231 193V191H230ZM251 193V192H250ZM253 193V191H252ZM138 194V193H137ZM157 194V192H156ZM206 192L204 190L203 193H200V197L202 198V200L204 199L206 201ZM59 195V194H58ZM61 195V193H60ZM76 195V193H75ZM85 195V194H84ZM88 195V194H87ZM119 195V194H118ZM122 195V194H120ZM119 195V196H120ZM252 195V194H251ZM86 196V195H85ZM83 196V197H85ZM210 196H212L210 194ZM226 196V197H225ZM231 194H229L228 197H230ZM77 197V195H76ZM88 197V196H87ZM227 197V193H225L224 195L220 194L218 195V197H216L217 201L220 202L221 200H223V198L228 199ZM73 198V197H71ZM80 198V197H78ZM141 198H143L141 196ZM214 198V196H213ZM1 199V198H0ZM16 199V198H15ZM82 199V198H81ZM208 199V198H207ZM71 200V199H69ZM75 200V199H74ZM5 201V199H4ZM19 201V200H18ZM80 201V200H79ZM87 201V199H86ZM148 201V200H147ZM146 201V199H141L139 204H137L138 208H144V210L151 212V205ZM194 201V197H191L189 199H187V203L186 206L189 205H193ZM208 201V200H207ZM239 201V200H238ZM237 201V205H239L241 201L238 202ZM261 201V200H260ZM34 202V201H33ZM75 202V201H74ZM88 202V201H87ZM5 203V202H4ZM3 202H1L0 200V264H27L25 263V260L29 257L33 258L34 256H37L41 253L42 249L44 248V253H45V244L43 241V238H35L36 236H34V239H32L31 241H33L32 243H35V247L36 249L32 248V250L29 248H26V250H24L25 248L22 247V245H19L21 243V241L19 242V240H22L23 238H29L31 236H29L31 233H29V228L28 226L26 227V223L23 224V222H21V218H15L14 216H10L8 214H5L6 212V206H8L7 204L4 205ZM30 203V202H29ZM86 203V202H85ZM102 203H104L102 205ZM114 203V204H113ZM243 203V202H242ZM260 203V202H259ZM263 203V202H261ZM25 204V203H24ZM34 204V203H33ZM153 204V203H152ZM156 204V202H155ZM174 204V203H173ZM216 204V203H215ZM75 205V203H74ZM236 205V204H235ZM242 205V204H241ZM241 205L237 206V208H235L237 210L236 214H241L243 213L244 210H246L245 208L241 209L242 207H240ZM123 206V205H122ZM178 206V205H177ZM36 207V209H38ZM76 207V206H75ZM157 207V206H156ZM221 207V206H220ZM243 211L240 212L239 208ZM12 208V207H11ZM14 208V207H13ZM19 208V207H18ZM21 208V207H20ZM19 208V209H20ZM23 208V207H22ZM25 208V207H24ZM23 208V210H24ZM77 208V207H76ZM97 208V209H96ZM189 208V207H188ZM198 208V207H196ZM218 208V207H216ZM10 209V208H9ZM137 209V207L135 208V210ZM192 209V208H191ZM201 208L199 207V209L195 212L191 211L188 215V217L191 219V217H194L195 219L199 220V222H201L202 220H206L208 218L209 214L208 211H204V209L200 210ZM212 209V208H211ZM22 210V212H24ZM27 210V209H25ZM41 210V209H38ZM72 210V209H71ZM94 210V211H93ZM126 210V211H125ZM129 210V209H128ZM139 210V209H138ZM158 210V209H157ZM206 210V209H205ZM20 211V210H19ZM32 211V210H31ZM110 211H117L118 213H123L125 216V219L121 222H115L113 218H111L112 216H110L109 212ZM189 211V210H188ZM8 212V211H7ZM76 212H78V210H76ZM89 212V211H88ZM97 212V211H96ZM208 212V213H207ZM217 212V209H216ZM26 213V212H25ZM44 213V211H43ZM152 213V212H151ZM218 213V212H217ZM216 213V215H217ZM258 213V210H257ZM256 213V211H252V215L256 214L258 216V214ZM28 216V213H26ZM77 214V213H76ZM8 215V216H7ZM14 215V214H13ZM31 215V214H30ZM29 215V216H30ZM59 215V216H58ZM152 215V214H151ZM154 215V214H153ZM152 215V216H153ZM157 215V214H156ZM155 215V216H156ZM185 215V214H184ZM35 216V215H34ZM48 216V215H47ZM78 216V215H76ZM129 216V217H128ZM135 216V214H134ZM213 216V215H211ZM21 217H25L24 214ZM158 217V216H157ZM178 217V216H177ZM186 217V216H185ZM187 217V218H188ZM235 217V216H234ZM50 218L49 221H52ZM83 218V217H82ZM98 218V219H99ZM148 218V217H147ZM146 218V219H147ZM154 218V217H153ZM217 218V216H216ZM25 219V218H24ZM23 219V221H24ZM39 219V218H38ZM61 219V221H62ZM84 219V218H83ZM88 219L90 221L94 220L93 216H89ZM97 219V218H96ZM181 219V218H180ZM179 219V220H180ZM211 219V218H210ZM40 220V219H39ZM86 220V219H84ZM87 220V221H89ZM142 220V219H141ZM148 220V219H147ZM175 220V219H174ZM209 220V218H208ZM233 220H236L234 218L232 219H228V217L224 216H220L218 215V219L215 220L214 224L211 225L210 228H212V230L218 231V232H223L224 236L223 239L221 238V241L224 243H231L234 245H239L241 246V248H243L244 250H248L250 252H255V243L253 241L250 240H246L242 239L240 233V235H237V233L235 232V228L233 227ZM263 220V219H262ZM29 221V220H28ZM37 221V220H36ZM60 221V222H61ZM82 219L80 218H76L74 220H71L68 223V226L66 228V232L67 233H71L72 231L76 233L75 229L76 228H80L81 223H82ZM96 221V220H95ZM144 221V220H143ZM196 221V220H195ZM35 222V221H34ZM38 222V221H37ZM84 222V221H83ZM140 222V221H138ZM176 222V221H174ZM194 222V221H193ZM211 222V221H210ZM238 222V221H237ZM244 222V221H242ZM259 222V221H258ZM30 223V222H29ZM55 224V221L52 222ZM51 223V224H52ZM59 221H57L56 224H58ZM91 223V222H90ZM97 223V222H96ZM145 223V222H144ZM212 224V223H211ZM239 224V223H238ZM241 224V222H240ZM243 224V223H242ZM40 225V224H39ZM188 225V224H187ZM205 225V224H204ZM37 226V225H32ZM55 226V225H54ZM63 226V225H62ZM83 226V225H82ZM95 226V225H94ZM138 226V225H137ZM243 226V225H241ZM59 227V226H58ZM139 227V226H138ZM151 227V226H150ZM192 227V226H190ZM208 227V226H207ZM37 228V227H36ZM42 228V227H41ZM34 229V228H33ZM93 229V228H92ZM96 229V228H95ZM156 229V228H155ZM161 229V228H160ZM184 230L183 226H179L178 230ZM186 229V228H185ZM237 229V228H236ZM32 230V229H31ZM64 230V229H63ZM79 230V229H78ZM85 230V229H84ZM243 230V229H242ZM35 231V229H34ZM33 231V232H34ZM40 231V230H39ZM88 231V230H87ZM94 231V230H93ZM145 231V230H144ZM185 231H188L185 230ZM210 231V230H209ZM32 232V231H31ZM45 232V231H43ZM72 232V233H73ZM78 232V231H77ZM95 232V231H94ZM143 232V231H142ZM153 232V230H152ZM155 232V231H154ZM158 232V231H156ZM159 232H162L161 230ZM164 232V231H163ZM213 232V231H212ZM240 232V231H239ZM37 233V232H36ZM35 233V234H36ZM49 233V232H48ZM52 233V232H51ZM71 233V234H72ZM73 233V234H75ZM109 233V232H108ZM138 235L136 234V236L134 237V239L132 241H134L137 245H138V249L128 255H125L123 253H125L124 250H122L121 253L119 252H113L112 255L110 256H116L117 262L120 259V257H124V263L122 262V264H144L142 258H144L143 255V247H142V243H144V240L147 242L148 246L150 248H156L159 245V241L157 242L153 237L150 236H140L139 232H137ZM149 233V232H148ZM185 233V232H183ZM46 234V233H45ZM66 234V233H65ZM90 233H85L84 234V238L85 240H87V237H90L89 235ZM207 234V233H205ZM34 235V234H33ZM44 235V234H43ZM64 235V234H63ZM66 236V235H65ZM79 236V235H78ZM218 236V235H216ZM38 237V236H37ZM41 237V236H40ZM51 237V236H50ZM53 237V236H52ZM71 237V236H70ZM77 237V234H76ZM76 237L74 239H76ZM115 237V236H114ZM112 236V238H114ZM120 237V236H119ZM66 238H68L66 236ZM72 238V237H71ZM185 238V237H184ZM48 239V238H47ZM50 239V238H49ZM187 239V238H186ZM69 240V239H68ZM84 240V239H83ZM113 240V239H112ZM118 240V239H117ZM124 240V239H123ZM127 240V239H126ZM125 240V241H126ZM129 240V239H128ZM127 240V242H128ZM255 240V239H254ZM67 241V239H66ZM89 241V240H88ZM115 241V239H114ZM184 241V240H183ZM257 241V240H256ZM4 242L8 243V245L10 244V246H13L12 248L9 249V246H5V248L2 249V246L4 244ZM10 242H15L14 244L11 245ZM26 242V241H25ZM126 242V243H127ZM167 242V241H166ZM259 242V241H258ZM256 242V243H258ZM262 242V241H261ZM30 243V242H29ZM31 243V244H32ZM74 244L75 246L79 243L82 244V240L81 237L79 236V238H77L74 242L71 241V243L69 244ZM87 243V242H86ZM133 243V242H132ZM170 243V242H169ZM168 243V244H169ZM188 243V242H187ZM22 244V243H21ZM49 244V243H48ZM85 244V243H84ZM83 244V245H84ZM89 244V243H88ZM166 244V243H165ZM189 244V243H188ZM193 250H190L191 252H189L188 254L184 255L182 257V263L181 264H190V260H191V255H195L197 256V249H198V242H193ZM44 245V246H43ZM63 245V244H62ZM145 245V244H144ZM162 245V244H161ZM260 245V244H257ZM67 246V245H66ZM94 246V245H93ZM172 246V243H171ZM201 246V245H200ZM8 247V249H7ZM69 247V246H67ZM72 247V246H71ZM86 247V246H85ZM116 247V246H115ZM145 247V246H144ZM177 247V246H176ZM260 247V246H259ZM24 248V249H23ZM63 248V247H62ZM59 247V249H61V253H63V249ZM73 248V247H72ZM95 248V247H93ZM97 248V245H96ZM95 248V249H96ZM124 248V247H123ZM258 248V247H256ZM6 249V250H4ZM67 249V248H66ZM70 249V247H69ZM68 249V250H69ZM86 249V248H85ZM89 249V248H88ZM94 249V251H95ZM122 249V248H120ZM146 249H148L146 247ZM227 249V248H226ZM96 250V251H97ZM106 250V249H104ZM168 250V249H167ZM229 250V249H227ZM65 251V249H64ZM67 251V250H66ZM65 251V252H66ZM74 251V250H73ZM89 251V250H88ZM91 251V250H90ZM97 251V252H98ZM118 251V250H117ZM121 251V250H120ZM130 251V250H129ZM171 251V250H169ZM226 251V250H225ZM233 251V250H232ZM247 251V252H248ZM257 251V250H256ZM43 252V251H42ZM76 252V251H75ZM104 252V251H103ZM102 252V253H103ZM199 252V251H198ZM208 252V251H207ZM228 252V251H227ZM243 252V251H242ZM261 252V251H260ZM56 253V252H55ZM58 253V252H57ZM68 252H66L67 254ZM119 253V254H117ZM203 253V252H201ZM235 253V252H234ZM233 253V257H236L238 255H234ZM241 253V252H240ZM59 254V253H58ZM65 254V255H66ZM68 254L71 255V253L69 252ZM77 254V253H76ZM82 254V253H81ZM98 254V253H97ZM209 254V252H208ZM238 254V252L236 253ZM258 254V253H257ZM256 254V255H257ZM34 255V256H33ZM70 255H66L67 259H70L69 256ZM103 255V254H102ZM109 255H105L106 258L108 260H105L108 264L109 262H111V257H109ZM155 256V254H153ZM165 255V254H164ZM173 255V254H172ZM202 255V254H201ZM204 255V253H203ZM205 255H207L205 253ZM245 255V254H244ZM260 255V254H259ZM264 255V254H263ZM33 256V257H32ZM73 256V255H72ZM72 256H70L72 258ZM75 256V255H74ZM80 256V255H79ZM99 256V255H97ZM200 256V254H199ZM208 256V255H207ZM206 256V257H207ZM224 258L227 259L226 257H231L232 253L229 252V254H227V256L225 254H223ZM226 256V257H225ZM254 256V255H253ZM253 256L251 257V259H253ZM49 258H51L50 256H48ZM85 257V256H84ZM100 257V256H99ZM102 256V260H103ZM166 257V256H165ZM176 257V256H175ZM202 257V256H201ZM238 257H242V256H238ZM237 257V258H238ZM244 257V256H243ZM250 257V256H249ZM40 258H42L40 256ZM75 258V257H74ZM79 258V257H78ZM89 258V257H88ZM94 258V257H91ZM98 258V257H97ZM105 258V257H104ZM149 258V257H148ZM215 258V257H214ZM255 261H259L260 257H254ZM101 259V258H99ZM121 259V260H122ZM202 259H204V257H202ZM249 259V258H248ZM264 259V258H263ZM262 259V260H263ZM22 260V261H20ZM39 260V259H38ZM45 260V259H44ZM53 260V259H52ZM51 260V261H52ZM72 260V259H71ZM70 261V264H72L73 262ZM92 260V259H91ZM90 260V263L92 262ZM101 260V262H102ZM120 260V261H121ZM122 260V261H123ZM176 260V259H174ZM215 260V259H214ZM238 260V259H237ZM254 260V259H253ZM40 261V260H39ZM50 263H53L54 261H52ZM75 261H78V259L76 258ZM85 261V260H84ZM89 261V259H88ZM104 261V262H105ZM151 261V260H150ZM153 261V260H152ZM209 261V259H208ZM222 261V260H221ZM234 261V260H233ZM42 262V260H41ZM41 262H36L34 264H42ZM94 262V261H93ZM220 262V261H219ZM218 262V264H219ZM228 262V261H227ZM241 262V261H240ZM263 262V261H262ZM261 262V264H263ZM76 263V262H75ZM89 263V262H86ZM115 263V262H113ZM177 263V262H175ZM202 264V263H206L204 262H199L198 264ZM224 263V262H223ZM222 263V264H223ZM226 263V262H225ZM244 263V262H242ZM44 264V263H43ZM57 264V263H56ZM74 264V263H73ZM84 264V262H83ZM103 264V263H102ZM116 264V263H115ZM118 264V263H117ZM121 264V263H120ZM235 264H241V263H235Z\"/></svg>",
    "mask_w": 264,
    "mask_h": 264
}]
</instances>
